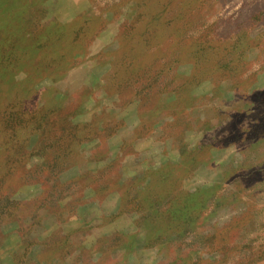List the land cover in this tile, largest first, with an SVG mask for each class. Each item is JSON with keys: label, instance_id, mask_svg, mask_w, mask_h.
I'll return each mask as SVG.
<instances>
[{"label": "crops", "instance_id": "0c3cea01", "mask_svg": "<svg viewBox=\"0 0 264 264\" xmlns=\"http://www.w3.org/2000/svg\"><path fill=\"white\" fill-rule=\"evenodd\" d=\"M86 1L66 21L47 22L40 12L13 59L11 47L0 50L4 174L25 155L26 180L35 179L26 193L37 184L47 191L51 176L59 206L62 192L85 179L131 183L150 199L141 205L152 218L200 196L221 197L231 173L216 159L253 125L251 97L264 89V70L235 64L224 74L208 64L212 43L189 31L198 20L188 18L189 33L176 39V15H190L176 0ZM207 173L210 182L191 185Z\"/></svg>", "mask_w": 264, "mask_h": 264}, {"label": "rangeland", "instance_id": "374dc122", "mask_svg": "<svg viewBox=\"0 0 264 264\" xmlns=\"http://www.w3.org/2000/svg\"><path fill=\"white\" fill-rule=\"evenodd\" d=\"M86 2L0 0V50L11 47L6 57L13 59L18 52L13 48L26 46V24H38L40 12L46 13L47 22L52 18L66 21L73 8ZM175 2L190 14L176 15V39L181 41L189 31L204 32L200 38L212 43L208 64L213 61L224 74L237 64L238 70H254L261 76L264 0ZM188 18L202 25L185 31ZM251 99L253 125L232 137L236 146L230 145L216 159L225 173L230 170L228 190L221 197L200 196L162 209L156 218L141 205L150 199L136 193L131 183L121 187L112 178L85 179L72 192H62L59 206L51 176L44 175L42 187L47 191L40 192L36 181L37 187L26 193V181L33 184L35 179L26 180L25 155L16 164L10 162L13 171L8 175L0 160V264H264L262 86ZM243 146L249 151L245 156L237 153ZM8 153L9 149L1 155ZM211 178L208 173L194 177L191 185L208 183ZM26 196L30 199L27 206ZM160 197L158 202L166 200ZM197 203L206 206L198 208Z\"/></svg>", "mask_w": 264, "mask_h": 264}, {"label": "trees", "instance_id": "16d2710c", "mask_svg": "<svg viewBox=\"0 0 264 264\" xmlns=\"http://www.w3.org/2000/svg\"><path fill=\"white\" fill-rule=\"evenodd\" d=\"M3 115H0V123H1V121L3 120ZM3 130L0 128V132H2Z\"/></svg>", "mask_w": 264, "mask_h": 264}]
</instances>
